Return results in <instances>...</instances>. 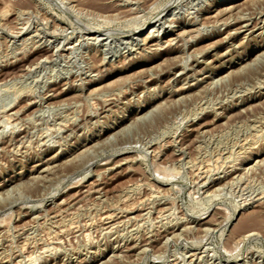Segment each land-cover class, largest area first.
<instances>
[{"label": "rangeland", "instance_id": "374dc122", "mask_svg": "<svg viewBox=\"0 0 264 264\" xmlns=\"http://www.w3.org/2000/svg\"><path fill=\"white\" fill-rule=\"evenodd\" d=\"M0 16V264H264V0Z\"/></svg>", "mask_w": 264, "mask_h": 264}, {"label": "bare ground", "instance_id": "6f19581e", "mask_svg": "<svg viewBox=\"0 0 264 264\" xmlns=\"http://www.w3.org/2000/svg\"><path fill=\"white\" fill-rule=\"evenodd\" d=\"M54 1H55V0H54ZM56 2H57V0H56ZM58 2H59V1H58ZM63 3H64V2H63ZM18 4H19V3H18ZM23 5H24V4H23ZM8 6H9V5H8ZM10 6H11V5H10ZM29 6H30V5H29ZM57 6H58V5H57ZM31 7H32V6H31ZM65 7H66V6H65ZM162 7H163V6H162ZM164 9H165V8H163V10H164ZM30 10H31V9H30ZM168 10H169V9H168ZM1 11H2V10H1ZM4 11H5V10H4ZM2 12H3V11H2ZM15 12H16V11H15ZM159 12H160V11H159ZM161 12H162V11H161ZM161 12H160V13H161ZM9 13H10V12H9ZM9 13H8V14H9ZM64 14H65V13H64ZM165 14H166V13H165ZM32 15H33V14H32ZM161 15H162V14H161ZM1 16H2V15H1ZM1 16H0V17H1ZM155 16H156V15H155ZM159 17H162V16H159ZM159 17H156V18L160 19ZM17 18H18V17H17ZM46 18H47V17H46ZM70 18H71V17H70ZM152 18H154V17H152ZM17 20H18V19H17ZM152 20H153V19H152ZM160 20H161V19H160ZM153 21H154V20H153ZM153 21H152V22H153ZM164 21H165V20H164ZM16 22H17V21H16ZM148 22H149V21H148ZM155 22H156V20H155ZM162 22H163V21H162ZM216 22H217V21H216ZM228 22H229V21H228ZM14 23H15V22H14ZM30 23H31V22H30ZM143 23H144V21H143ZM154 24H155V23H154ZM17 25H18V24H17ZM71 25H72V24H71ZM103 25H104V24H103ZM143 25H144V24H143ZM145 25H146V22H145ZM74 26H75V25H74ZM81 26H82V25H81ZM81 26H80V27H81ZM22 27H23V26H22ZM82 27H83V26H82ZM105 27H107V26H105ZM105 27H104V28H105ZM134 27H135V26H134ZM156 27H157V26H156ZM63 28H64V27H63ZM136 28H137V27H136ZM136 28H135L134 30H137V29H138V28H137V29H136ZM11 29H12V28H11ZM95 29H96V28H95ZM106 29H107V28H106ZM106 29H105V30H106ZM254 29H255V28H254ZM9 30H10V29H9ZM12 30H13V29H12ZM90 30H91V29H90ZM98 30H99V29H98ZM103 30H104V29H103ZM103 30H102V32H103ZM128 30H129V29H128ZM134 30H133V31H134ZM153 30H154V29H153ZM16 31H17V30H16ZM23 31H24V30H23ZM92 31H94V30H92ZM133 31H131V32H133ZM56 32H57V31H56ZM107 32H108V30L105 31V34H107ZM92 33H93V32H92ZM103 33H104V32H103ZM108 33H109V32H108ZM110 33H111V32H110ZM110 33H109V34H110ZM112 33H113V32H112ZM133 33H135V32H133ZM98 34H99V35H98ZM126 34H127V32H126ZM130 34H131V33H130ZM91 35H92V34H91ZM93 35H98V37L96 38L97 40H98V39H101V38L99 37V36H101L100 33H94ZM102 35H103V34H102ZM112 35H113V34H112ZM131 35H133V34H131ZM33 36H34V35H33ZM109 36H110V35H109ZM109 36H108V37H109ZM95 37H96V36H95ZM126 37H127V36H126ZM29 38H30V37H29ZM138 38H139V37H138ZM103 39H104V38H103ZM106 39H107V37H106ZM113 39H114V38H113ZM80 40H81V39H80ZM111 40H112V39H111ZM199 40H200V39H199ZM99 41H100V40H99ZM114 41H115V40H114ZM114 41H113V42H114ZM106 42H107V41H106ZM115 42H116V41H115ZM173 42H174V41H173ZM95 43H96V42H95ZM108 43H109V42H108ZM62 44H63V43H62ZM96 44H97V43H96ZM141 44H142V43H141ZM143 44H144V43H143ZM116 45H117V44H116ZM31 52H32V51H31ZM41 52H42V51H41ZM41 54H42V53H41ZM53 56H54V55H53ZM19 60H20V59H19ZM39 63H40V62H39ZM15 64H16V63H15ZM181 65H182V64H181ZM89 71H90V70H89ZM36 102H37V101H36ZM17 113H18V112H17ZM6 115H8V114H6ZM8 116H9V115H8ZM12 117H13V116H12ZM7 118H8V117H7ZM7 120H8V119H7ZM1 122H2V121H1ZM14 124H15V123H14ZM14 124H13V125H14ZM1 133H2V132H1ZM12 138H13V137H12ZM13 148H14V147H13ZM54 160H55V159H54ZM46 168H47V167H46ZM44 169H45V168H44ZM46 174H47V173H46ZM49 177H50V176H49ZM86 178H87V177H86ZM32 181H33V180H32ZM39 181H40V180H39ZM81 181H82V180H81ZM83 181H84V180H83ZM54 193H55V192H54ZM263 196H264V195H263ZM261 198H262V197H261ZM258 199H259V198H258ZM10 205H12V204H10ZM40 207H41V206H40ZM10 208H11V207H10ZM165 210H166V209H165ZM163 212H164V211H163ZM107 216H108V215H107ZM204 216H205V215H204ZM218 216H219V215H218ZM259 216H260V215H259ZM5 217H6V216H5ZM183 217H184V216H183ZM233 218H234V217H233ZM252 218H253V217H252ZM256 218H257V217H256ZM114 219H115V218H114ZM245 219H246V218H245ZM251 220H252V219H251ZM251 220H250V221H251ZM260 220H261V219H260ZM260 220H259V221H260ZM35 221H36V220H35ZM207 221H208V220H207ZM248 221H249V220H248ZM261 221H262V220H261ZM230 222H231V221H230ZM257 222H258V221H257ZM0 224H1V223H0ZM245 225H246V224H245ZM245 225H244V227H246ZM250 225H251V224H250ZM259 226H260V225H259ZM181 227H182V226H181ZM236 228H238V227H236ZM240 228H241V227H240ZM206 229H207V228H206ZM239 230H241V229H239ZM244 230H245V229H244ZM252 230H254V229H252ZM152 231H153V230H152ZM191 231H192V230H191ZM236 232H237V231H236ZM241 232H242V231H241ZM254 232H255V231H254ZM257 232H258V231H257ZM244 233H245V232H244ZM56 235H57V234H56ZM54 236H55V235H54ZM191 236H192V235H191ZM198 236H199V235H198ZM238 236H239V235H238ZM248 236H249V235H248ZM87 238H88V237H87ZM172 238H173V237H172ZM241 238H242V237H241ZM58 239H59V238H58ZM234 239H235V238H234ZM242 239H243V238H242ZM155 240H156V239H155ZM192 240H193V239H192ZM238 240H239V239H238ZM166 241H167V240H166ZM166 241H165V242H166ZM242 241H243V240H242ZM28 242H29V241H28ZM44 242H45V241H44ZM147 242H148V241H147ZM25 243H26V242H25ZM229 243H230V242H229ZM47 245H48V244H47ZM227 245H228V244H227ZM229 245H230V244H229ZM26 247H27V246H26ZM39 247H40V246H39ZM186 247H187V246H186ZM46 248H47V247H46ZM46 248H44V249H46ZM130 248H131V247H130ZM26 250H27V249H26ZM39 250H40V249H39ZM45 251H46V250H45ZM47 251H49V250H47ZM46 253H47V252H46ZM36 254H37V253H36ZM133 254H134V253H133ZM211 254H212V253H211ZM228 254H229V253H228ZM177 255H178V254H177ZM6 256H7V255H6ZM188 256H189V255H188ZM33 257H34V256H33ZM0 258H1V257H0ZM28 258H29V257H28ZM200 258H201V257H200ZM22 259H23V258H22ZM175 259H176V258H175ZM7 260H8V259H7ZM36 260H37V259H36ZM28 263H30V262H28ZM247 263H248V262H247ZM175 264H176V263H175ZM228 264H229V263H228Z\"/></svg>", "mask_w": 264, "mask_h": 264}]
</instances>
